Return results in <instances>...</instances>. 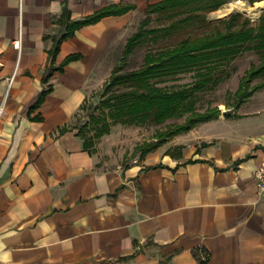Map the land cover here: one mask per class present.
I'll list each match as a JSON object with an SVG mask.
<instances>
[{
  "label": "crops",
  "instance_id": "crops-1",
  "mask_svg": "<svg viewBox=\"0 0 264 264\" xmlns=\"http://www.w3.org/2000/svg\"><path fill=\"white\" fill-rule=\"evenodd\" d=\"M64 1L72 20L114 3L135 8L62 41L53 66L80 58L43 83ZM158 1L0 0V264H264L253 178L264 128L246 125L257 115L220 113L124 164L85 150L74 128L59 133L108 42Z\"/></svg>",
  "mask_w": 264,
  "mask_h": 264
},
{
  "label": "trees",
  "instance_id": "trees-1",
  "mask_svg": "<svg viewBox=\"0 0 264 264\" xmlns=\"http://www.w3.org/2000/svg\"><path fill=\"white\" fill-rule=\"evenodd\" d=\"M227 1L160 0L147 5L143 12L144 17L123 44L119 64L113 66L109 79L103 86L101 99L96 107L98 113L90 114L88 121L77 128V135L83 140L85 150L92 151L93 141L108 134L114 124L159 125L168 119L184 116L183 122L169 123L164 130L156 131L155 141L144 142L136 147V151L144 155L157 148L165 139L188 131L198 123L218 117L221 113L218 107L197 111L194 94L210 82L218 81L219 75L214 76L215 71L245 51L254 52L260 61L256 65H250L240 78L234 92V107H239L254 92L264 87V80L253 83L257 78L264 77V13L260 14L254 25L240 13H231L227 18L218 21L222 28L214 25L212 29L200 35L185 36L173 46L146 51L138 68L122 70L127 57L148 40L156 41L178 32L205 27L209 24L206 14L218 9ZM246 1L253 6L262 0ZM134 8L133 4L114 3L80 19L72 20L64 1L55 21L64 31L52 39V46L47 51L51 65L44 72L42 82H47L54 70L61 71L63 66L80 58V54H69L59 65L53 66L62 41L73 37L75 31L83 26L94 24L106 16L123 15ZM151 16L166 23L149 27ZM191 72L195 77L191 84L182 85L177 89L158 86L159 83L175 76ZM47 92L48 90H42L29 110L37 108ZM69 128L63 126L59 133ZM90 131L93 133L87 135Z\"/></svg>",
  "mask_w": 264,
  "mask_h": 264
},
{
  "label": "rangeland",
  "instance_id": "rangeland-1",
  "mask_svg": "<svg viewBox=\"0 0 264 264\" xmlns=\"http://www.w3.org/2000/svg\"><path fill=\"white\" fill-rule=\"evenodd\" d=\"M249 5L250 4L246 0H228L218 9L206 14V21H208L209 24L205 27L197 28L189 32H178L159 38L156 41L148 40L138 47L132 55L127 57L122 70L138 68L142 64L143 55L146 51L173 46L185 36L200 35L203 32L212 29L214 25L222 28V25L218 24V21L227 18L231 13H240L242 17H247L251 24L254 25L260 14L264 13V8L253 11L252 8L255 5ZM245 7H247L246 10ZM143 17L144 14L142 12L136 13L132 19V24H128V26L117 35L115 39L108 42L96 68L94 69V74L87 82L88 84L86 88L88 93L83 103V107L74 115L69 124L70 128L77 130L78 127L88 121V116L90 114L98 113L96 107L101 99L103 86L108 81L113 66L119 64L121 51L126 38L136 30L137 24ZM165 23V21H161L155 16H151L149 27H155ZM259 61V57L254 52L245 51L232 61L220 66L214 73V76L219 75V80L216 82H210L205 88L194 94L196 110L202 112L206 108L213 107H218L220 110L231 108L236 109V107H234V92L238 86L239 80L243 76L244 71L247 70L250 65H256ZM194 80L195 77L193 72L184 73L175 76L168 81L159 83L158 86L167 89H177L182 85L193 83ZM261 80H264V77L257 78L253 83ZM238 109L247 115H257L251 117L246 125L249 127L257 125L259 130L264 128V87L254 92L251 97L237 108V110ZM183 120L184 116L168 119L159 125L145 124L135 126L114 124L111 126L108 134L93 141L92 150L98 151L102 160H106L109 163L122 162L124 164L134 157L138 156L141 158L143 156L140 151H136V147L144 142L155 141L154 134L156 131L164 130L165 126L169 123H181ZM92 133L93 132L90 131L87 135H91Z\"/></svg>",
  "mask_w": 264,
  "mask_h": 264
},
{
  "label": "built area",
  "instance_id": "built-area-1",
  "mask_svg": "<svg viewBox=\"0 0 264 264\" xmlns=\"http://www.w3.org/2000/svg\"><path fill=\"white\" fill-rule=\"evenodd\" d=\"M12 46L17 51V60L19 61L22 48V41L20 35H18V37L12 41ZM253 178L259 196L264 197V160H262L260 164L255 168L253 172Z\"/></svg>",
  "mask_w": 264,
  "mask_h": 264
},
{
  "label": "water",
  "instance_id": "water-1",
  "mask_svg": "<svg viewBox=\"0 0 264 264\" xmlns=\"http://www.w3.org/2000/svg\"><path fill=\"white\" fill-rule=\"evenodd\" d=\"M234 112H235V108H231V109L222 110L221 114L225 116H231L234 114Z\"/></svg>",
  "mask_w": 264,
  "mask_h": 264
},
{
  "label": "bare ground",
  "instance_id": "bare-ground-1",
  "mask_svg": "<svg viewBox=\"0 0 264 264\" xmlns=\"http://www.w3.org/2000/svg\"><path fill=\"white\" fill-rule=\"evenodd\" d=\"M263 8H264V0L256 3L252 9H253V11H257V10L263 9Z\"/></svg>",
  "mask_w": 264,
  "mask_h": 264
}]
</instances>
